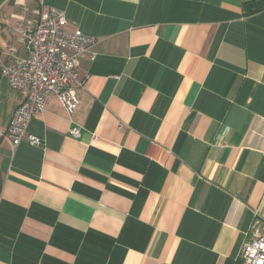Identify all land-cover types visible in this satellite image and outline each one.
Returning a JSON list of instances; mask_svg holds the SVG:
<instances>
[{
    "label": "crops",
    "instance_id": "obj_1",
    "mask_svg": "<svg viewBox=\"0 0 264 264\" xmlns=\"http://www.w3.org/2000/svg\"><path fill=\"white\" fill-rule=\"evenodd\" d=\"M243 3L0 0V66L51 9L96 41L39 146L7 138L24 94L0 75V264H242L264 230V10Z\"/></svg>",
    "mask_w": 264,
    "mask_h": 264
},
{
    "label": "built area",
    "instance_id": "obj_2",
    "mask_svg": "<svg viewBox=\"0 0 264 264\" xmlns=\"http://www.w3.org/2000/svg\"><path fill=\"white\" fill-rule=\"evenodd\" d=\"M64 12L51 9L24 35L27 58H17L11 64L0 66V75L7 78L13 89L22 91L23 101L17 106L7 128L6 136L15 149L28 135V125L42 113L53 98H57L69 115L80 106L78 91L84 89L79 79L80 60L94 59V37L80 29H70ZM69 135L82 136L73 126ZM31 145L39 146L42 139L28 135ZM242 264H264V230L245 243L241 253Z\"/></svg>",
    "mask_w": 264,
    "mask_h": 264
},
{
    "label": "trees",
    "instance_id": "obj_3",
    "mask_svg": "<svg viewBox=\"0 0 264 264\" xmlns=\"http://www.w3.org/2000/svg\"><path fill=\"white\" fill-rule=\"evenodd\" d=\"M243 8L246 15H253L264 10V0H244Z\"/></svg>",
    "mask_w": 264,
    "mask_h": 264
}]
</instances>
